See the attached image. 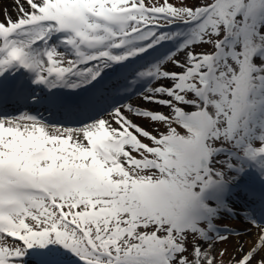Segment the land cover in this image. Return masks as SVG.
I'll return each instance as SVG.
<instances>
[{
    "label": "snow or ice",
    "instance_id": "snow-or-ice-1",
    "mask_svg": "<svg viewBox=\"0 0 264 264\" xmlns=\"http://www.w3.org/2000/svg\"><path fill=\"white\" fill-rule=\"evenodd\" d=\"M225 255L264 264V0H13L0 264Z\"/></svg>",
    "mask_w": 264,
    "mask_h": 264
},
{
    "label": "rangeland",
    "instance_id": "rangeland-1",
    "mask_svg": "<svg viewBox=\"0 0 264 264\" xmlns=\"http://www.w3.org/2000/svg\"><path fill=\"white\" fill-rule=\"evenodd\" d=\"M134 100H135V98H134ZM221 223L228 224V225H230L232 227H236V228L244 227V225L239 220L222 221ZM216 247L218 250L227 248L229 250V253L231 254V250L234 247V243H232V242L222 243V244H218ZM223 260H224L225 264H228L229 256L225 255L223 257Z\"/></svg>",
    "mask_w": 264,
    "mask_h": 264
},
{
    "label": "bare ground",
    "instance_id": "bare-ground-1",
    "mask_svg": "<svg viewBox=\"0 0 264 264\" xmlns=\"http://www.w3.org/2000/svg\"><path fill=\"white\" fill-rule=\"evenodd\" d=\"M12 7H13V0H0V18H2L3 16L4 9L11 10ZM13 15H15V13H13ZM133 102L138 103L139 101L135 99Z\"/></svg>",
    "mask_w": 264,
    "mask_h": 264
}]
</instances>
